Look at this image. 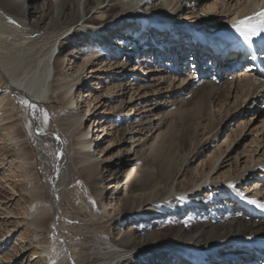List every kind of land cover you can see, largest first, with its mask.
<instances>
[{"label":"rangeland","instance_id":"rangeland-1","mask_svg":"<svg viewBox=\"0 0 264 264\" xmlns=\"http://www.w3.org/2000/svg\"><path fill=\"white\" fill-rule=\"evenodd\" d=\"M77 1L72 8L76 7ZM189 1L185 0L186 3ZM213 1L216 0L210 2ZM143 4L138 16H133H147ZM27 5L34 6L35 14L23 21L12 5L0 0V61L6 68H16L0 73V113L7 108V103L15 107V123L20 137V142L13 143L9 141L8 132L0 127V264H96L99 258L107 257L105 248L108 238H116L119 232L120 226L113 221L122 212L120 199L126 193L124 190L136 192L131 187L117 184L122 173L134 170L133 164L151 171L172 167L173 170L165 176L171 180L176 178L180 183L177 190L183 192L191 176L201 166L212 164L220 151L226 149L240 133V127L245 125L243 134L247 131L249 137L242 146L236 140L237 152L249 156V151L255 149L254 126L258 121L264 122V101L249 102L245 106L238 102L228 106L226 104H231L238 94L230 93L228 99V92L224 90L211 108L172 105L169 91L179 88L182 82L187 85L194 83L202 74H196L193 69L184 70L180 65L171 70L167 60L157 57L153 73L143 75L140 69L146 66L140 63L139 55L135 51L125 52L129 42L121 36L110 39L115 33L114 23L118 20L115 17L121 12L116 8L111 11L107 6L102 9L101 20L89 13L85 22L76 26L81 34L65 44L60 67L68 82L78 77L81 80L76 91L78 95L75 96L79 106L73 109L78 115H85L82 130H88L90 137L94 134V138L99 128L100 137H104L102 143L93 144L90 150L93 158L101 162L97 171L99 188H96L92 180H87L81 172L80 159L76 154L77 131L71 133L69 125L63 121L62 103L51 99L37 104L33 101L34 97L30 99L20 92L6 91L12 80L29 86L34 96L43 90L40 79L33 74L35 61L43 58L59 34L50 30L49 26L54 23L56 8L62 5V0H30ZM181 10L180 19L187 16V7ZM39 18L49 25L35 27L33 21ZM120 18L121 24L117 28L123 32L128 21L125 14ZM132 25L134 30L139 27L136 22ZM163 42L165 37L160 36L159 45ZM158 50L163 49L158 46ZM148 53L155 58V53L150 50ZM126 58L130 61L129 79H123L122 83L130 81L132 89L136 90L139 86H146V89L141 92L142 97L136 96L130 101L132 111L129 107L128 113L118 115V99L111 95L117 92L119 84L118 69L115 68L124 64ZM192 58V54L187 56L188 61ZM224 61L223 64H226ZM52 77L53 70L48 82ZM129 95L125 97L126 101ZM144 100L148 103L144 104ZM238 112L239 116L234 118ZM118 116L121 120L119 124L125 131L129 132L146 122L145 129L133 137H122L115 130ZM138 138L141 141L137 143ZM194 149L195 156L189 157L188 153ZM229 149H235V146ZM2 152L7 157L1 155ZM186 161L188 172L178 178L177 167ZM7 168L12 172H8ZM63 169L65 179L57 180L59 171ZM226 170L222 169L219 173ZM255 185L256 182L251 181L241 185L239 190L243 192L246 188L252 192ZM30 191L41 197L40 203L45 208L44 224L34 222L33 216L29 215L36 207L28 200ZM214 197L206 202L203 211L199 208L200 198L207 197H202L201 193L156 210L161 212L160 215L156 213L140 227L142 238L153 237L155 232L171 237L181 232L178 225L184 228L187 236L199 231L201 222L217 224L231 217L237 207L227 199ZM127 226L125 224L122 231ZM207 235L216 236L214 232ZM44 247L49 253L39 252ZM192 255L187 257L188 262L196 264ZM220 256L214 264H234L231 254ZM239 259L244 260L245 256ZM153 262L147 258L141 264ZM167 264H174V260Z\"/></svg>","mask_w":264,"mask_h":264},{"label":"bare ground","instance_id":"bare-ground-1","mask_svg":"<svg viewBox=\"0 0 264 264\" xmlns=\"http://www.w3.org/2000/svg\"><path fill=\"white\" fill-rule=\"evenodd\" d=\"M6 1L14 7L17 16L23 21L35 14L34 6L27 5L30 0ZM210 1L191 0L186 3L185 0H78L76 7L72 8L75 0H62V5L55 11L56 19L49 26L50 30H56L59 34L43 58H37L34 65L33 74L40 79L43 90L34 96L29 86L12 80L7 85L6 91L20 92L30 99L34 97L33 101L37 104L51 99L62 103L63 121L69 125L68 130L71 133L77 131L76 154L80 159L81 172L87 180H92L96 188H99L97 171L101 162L93 158L90 150L93 144L102 143L104 137H100L99 128L94 138V134L90 137L88 130L83 131L85 115H78L73 109L74 106L76 108L79 106L75 96L78 95L76 91L81 80L78 77L68 82L60 68L65 44L81 34L76 26L85 22L89 13H92L95 19L101 20L104 13L102 9L108 6L109 10L113 11L116 8L121 14L115 17L118 20L114 23L115 33L110 39L121 36L129 42L125 52L128 51L129 54L135 51L139 55L140 63L146 66L140 69L143 75L153 73V64L156 63L157 57L162 58L163 61L167 60L171 70L180 65L184 70L193 69L196 74H202V77L194 83L187 85L182 82L179 88H172L169 91L168 98L172 99V105L190 104L211 108L223 95L224 90L228 92L226 93L228 99L230 93L238 94L231 104H226L228 106H234L238 102L245 106L249 102L255 104L258 100L264 101V16L261 15L264 13V0ZM141 3L146 7L147 16L143 18L133 16L142 10ZM182 7H187V16L180 19ZM123 14L128 23L122 32L117 27L121 24L120 17ZM135 22L139 23V27L134 30L132 24ZM33 25L41 28L48 26L49 23L39 18L33 21ZM237 28L240 32L251 33L253 29L261 31L245 42L240 32L236 31ZM158 35L165 37V42L160 45ZM157 44L163 50L159 51ZM250 45L254 47L256 54L254 62H251L252 57H245ZM149 50L155 53V58L148 53ZM189 54L193 56L190 61L187 60ZM223 60L226 64H223ZM129 63V59L126 58L124 64L115 68L118 69L116 74L118 77H116L119 84L117 92L111 96L118 99V115L128 113L129 107L132 111L130 101L136 96L142 97L141 92L146 89V86L132 89L130 81L126 84L122 83L123 79H129L127 78ZM13 67L10 68L16 70ZM10 68H6L0 61V73ZM51 70L53 77L48 82ZM88 83L90 84L91 81ZM75 87V92H72ZM131 91L134 97L130 94ZM128 95L129 100L126 101L125 97ZM144 101V104L148 103ZM6 107L0 113V127L8 132L9 141L20 142L19 130L15 123V107L10 103H7ZM239 113H235L234 118H237L235 116H239ZM119 118L120 116L117 117L118 125L115 130L122 137L124 135L133 137L135 133L141 134L145 129L143 126L146 122L137 125L138 128L134 127L129 132L125 131L119 124L121 122ZM99 123L100 121L98 125ZM254 127L256 146L249 151V156L238 153V145L235 143L238 140L237 142L242 146L249 137L247 131L243 134L244 125L240 127V133L228 147L220 151L212 164L201 166L199 171L191 176L187 189L183 192L177 190L180 183L176 178L171 180L165 176L173 170L172 167L151 171L150 168L140 169L133 164L134 170L122 173L117 184L131 187L136 192L128 193L124 190L126 193L120 199L122 212L113 221L115 225L120 226L119 232L116 238H108L105 248L107 257L99 258L100 261L96 264H141L147 258L153 260V264H167L170 260H174V264H189L187 257L192 254V257L196 258V264H214L221 257L220 255L230 254L234 264L250 262V264H264V207H262L264 206V122L258 121ZM39 129L41 130V127ZM136 141L138 143L141 139L138 138ZM230 146H235V149H229ZM195 152V149L190 151L188 156H195ZM1 155L7 157L4 152ZM187 165L186 161L177 167L178 178L188 172ZM222 169L227 170L219 173ZM7 171L12 172L10 168H7ZM64 177L65 169L59 171L56 178L63 180ZM251 181L256 182L252 192H248L249 189L246 188L243 192L239 190L241 185L249 184ZM28 193V200L36 204L29 215L33 216L34 222L44 224L45 208L40 203V195L31 191ZM200 193L202 197H207V199L200 198V211L205 209L206 202L211 200L213 195L232 202L237 207L236 211L231 217H226L223 222L217 224L201 222L199 231L195 234L186 236L183 232L184 228L178 225L177 228L181 232L171 237L155 232L153 237L142 238L140 227L145 224V220L154 218L156 213L160 215L161 212L156 210L165 208L169 204H176L182 198H193ZM193 200L199 202L198 199ZM125 224L128 226L122 231ZM208 227L211 228L210 231ZM210 232H214L216 236H208ZM39 252L49 253V250L44 247ZM243 255L245 259L240 260L239 257Z\"/></svg>","mask_w":264,"mask_h":264},{"label":"snow or ice","instance_id":"snow-or-ice-1","mask_svg":"<svg viewBox=\"0 0 264 264\" xmlns=\"http://www.w3.org/2000/svg\"><path fill=\"white\" fill-rule=\"evenodd\" d=\"M261 15L264 16V13H262ZM236 31L237 32H240V29L237 28ZM259 31H261V30L260 29H253L251 33H248V32H240V34L243 36L245 42H247L250 39L251 36L256 35ZM30 107H32V106L30 105ZM46 122H47V117L45 115V123ZM262 207H264V206H262Z\"/></svg>","mask_w":264,"mask_h":264}]
</instances>
